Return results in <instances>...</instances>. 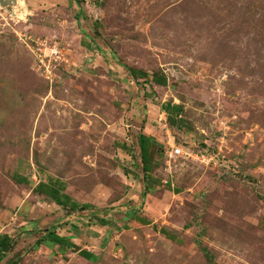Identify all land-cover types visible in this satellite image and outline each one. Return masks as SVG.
<instances>
[{
  "label": "rangeland",
  "instance_id": "1",
  "mask_svg": "<svg viewBox=\"0 0 264 264\" xmlns=\"http://www.w3.org/2000/svg\"><path fill=\"white\" fill-rule=\"evenodd\" d=\"M50 225L76 247L37 244ZM3 233L0 264H264V0L0 4Z\"/></svg>",
  "mask_w": 264,
  "mask_h": 264
},
{
  "label": "trees",
  "instance_id": "2",
  "mask_svg": "<svg viewBox=\"0 0 264 264\" xmlns=\"http://www.w3.org/2000/svg\"><path fill=\"white\" fill-rule=\"evenodd\" d=\"M78 2H81V0H77ZM129 73L131 74L132 78L137 77H147L148 74L141 68L136 69H129ZM151 80L152 82L156 84H164L165 83V76L162 73H152L151 74ZM171 104V105H170ZM170 104L166 103L163 106V110L168 114L167 118L170 119L171 122L174 121V119L171 116V113H178L179 112V105H176L174 103ZM137 145L139 147L138 155L140 157L142 168L145 174V177L147 179H150L151 177L148 175L147 171L149 168V160H150V152L153 149V145L155 144L154 139L151 136H148L144 133H140L137 136ZM123 146L125 147L124 143ZM126 148V147H125ZM16 174V173H15ZM19 180L23 182H27L26 179L18 178ZM146 190H149V185L145 187ZM32 190L39 194H45L47 197H49L52 201H54L56 204L60 205L62 208L66 209L67 212L70 211H76V210H85L87 209L90 214H94L96 210L92 208V206L88 203H79L78 201L72 199L65 191L64 186L61 181H59L57 178H53L52 176H47L46 179H39L36 184L33 186ZM178 189H175V191ZM107 210V209H102ZM128 213H126L129 217L132 216L135 219L141 220L142 222H148L147 219H144L134 213L132 209L127 210ZM92 214V215H93ZM94 216V215H93ZM100 224L106 225L109 223V221L104 217H94ZM45 235L43 237H39L36 242L37 244L41 243L44 239L51 241L58 245H67L70 244L74 247L75 244L72 243L69 238L65 235H60L53 227V225H50L49 227H46L44 229ZM162 232L174 239L175 237L172 234H169L165 229H162ZM13 244V239L8 234H0V261L2 258L8 253V251L11 249V246ZM79 253L85 257L88 260H93L95 255L92 252H89L85 249H80ZM6 264H16L15 260H12Z\"/></svg>",
  "mask_w": 264,
  "mask_h": 264
},
{
  "label": "water",
  "instance_id": "3",
  "mask_svg": "<svg viewBox=\"0 0 264 264\" xmlns=\"http://www.w3.org/2000/svg\"><path fill=\"white\" fill-rule=\"evenodd\" d=\"M13 1L14 0H0V4H4V3L10 4V3H14Z\"/></svg>",
  "mask_w": 264,
  "mask_h": 264
},
{
  "label": "built area",
  "instance_id": "4",
  "mask_svg": "<svg viewBox=\"0 0 264 264\" xmlns=\"http://www.w3.org/2000/svg\"><path fill=\"white\" fill-rule=\"evenodd\" d=\"M39 61H40V62H43V61H42V58H39ZM173 151H174V152H179L178 147L174 148Z\"/></svg>",
  "mask_w": 264,
  "mask_h": 264
},
{
  "label": "bare ground",
  "instance_id": "5",
  "mask_svg": "<svg viewBox=\"0 0 264 264\" xmlns=\"http://www.w3.org/2000/svg\"><path fill=\"white\" fill-rule=\"evenodd\" d=\"M13 2H14V3H15V2H18V3H19V0H14Z\"/></svg>",
  "mask_w": 264,
  "mask_h": 264
}]
</instances>
